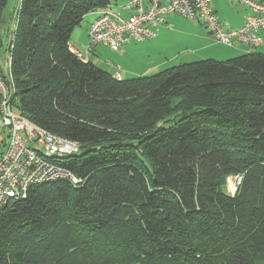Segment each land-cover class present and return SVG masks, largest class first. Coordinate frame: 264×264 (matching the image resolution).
<instances>
[{
    "label": "trees",
    "instance_id": "1",
    "mask_svg": "<svg viewBox=\"0 0 264 264\" xmlns=\"http://www.w3.org/2000/svg\"><path fill=\"white\" fill-rule=\"evenodd\" d=\"M115 3L18 0L5 48L0 32L12 109L80 144L58 161L76 185L35 184L0 209V264H264V52L116 78L70 49Z\"/></svg>",
    "mask_w": 264,
    "mask_h": 264
},
{
    "label": "built area",
    "instance_id": "2",
    "mask_svg": "<svg viewBox=\"0 0 264 264\" xmlns=\"http://www.w3.org/2000/svg\"><path fill=\"white\" fill-rule=\"evenodd\" d=\"M241 2L248 9L243 23L235 28H223L211 0H127L122 5L125 14L108 9L97 12L87 28L84 52L70 49L84 61L98 44L117 51L131 40L156 36L155 27L165 22L169 14L200 22L220 43L237 42L256 48L262 41L260 30H264V0ZM14 29L15 25L10 29V37ZM9 65L10 60L6 58V70L1 73L0 69V209L11 200L25 197L32 185L57 179L69 180L73 185L78 183V178L58 161L79 152L80 144L34 125L12 109L14 87ZM114 77L120 78L119 72ZM5 135L6 142L1 144ZM240 180L238 175L234 190Z\"/></svg>",
    "mask_w": 264,
    "mask_h": 264
},
{
    "label": "crops",
    "instance_id": "3",
    "mask_svg": "<svg viewBox=\"0 0 264 264\" xmlns=\"http://www.w3.org/2000/svg\"><path fill=\"white\" fill-rule=\"evenodd\" d=\"M211 1L224 28L240 26L248 13L245 6L228 7L226 3L219 2L221 0ZM96 15L95 12L86 14L73 28L70 38L73 49L84 52L87 44V28ZM166 19V24L155 28L157 32L155 37L141 42L127 43L117 51L98 44L86 55L87 60L110 73L119 72L121 78H130L156 72L170 61L178 60L181 63L200 58L220 60L246 52H264V30H260L262 41L256 48L237 42L226 45L216 41L208 30L194 19L178 15H168ZM77 31L81 39L75 35ZM216 47L222 49L215 50Z\"/></svg>",
    "mask_w": 264,
    "mask_h": 264
},
{
    "label": "rangeland",
    "instance_id": "4",
    "mask_svg": "<svg viewBox=\"0 0 264 264\" xmlns=\"http://www.w3.org/2000/svg\"><path fill=\"white\" fill-rule=\"evenodd\" d=\"M122 1L123 0H117L118 3H121ZM17 2H18V0H8V4H7V6L4 8V10L2 12V21H1V24H0L1 25L0 32H1L2 48H5L6 47L7 39H8V35H6V33H5L6 32V27H7V24H8L7 23V17L9 16L10 12L12 11V9L17 5ZM219 2H222L223 4L226 3L228 7H239V8H243L242 6H245L244 4H242L241 0H221ZM211 4H212V1H211ZM13 5H14V7H13ZM114 8L117 9V10H119V11H121L120 8L117 7V5H115ZM222 26L224 28L223 23H222ZM75 35H78L77 38L78 39H81L80 36H79L78 31L76 32ZM219 46H221V45H219ZM2 48H0V52H2V50H3ZM220 49H222V47H216L215 48V50H220ZM4 55H5L4 53H1L0 54V61H1L2 66H3V58H4ZM200 59H204V58H200ZM214 59H217V58H214ZM225 59H227V58H221L220 60H225ZM217 60H219V59H217ZM191 61H193V60H191ZM179 63L180 62L178 60L177 61H170L167 65L163 66L161 69H164V68H167V67H170V66L179 64ZM161 69H159V70H161ZM237 176L238 175L235 174V175H230V176H228L226 178L225 188H226V190H227L228 193H229V190H230V194L234 190L233 187H234V183L236 182ZM234 192H235V190H234Z\"/></svg>",
    "mask_w": 264,
    "mask_h": 264
},
{
    "label": "bare ground",
    "instance_id": "5",
    "mask_svg": "<svg viewBox=\"0 0 264 264\" xmlns=\"http://www.w3.org/2000/svg\"><path fill=\"white\" fill-rule=\"evenodd\" d=\"M127 0H123L121 3H115V4H110L107 8H103V9H108V10H111V11H116V12H121V13H123V14H125L126 12L122 9V5L126 2ZM115 5H117V7H119L120 8V10L121 11H119V10H117V9H115L114 8V6ZM170 15V14H169ZM168 16V15H167ZM166 16V17H167ZM166 20L167 19H165V22H163V23H161V24H166ZM161 24H159V25H161ZM157 27V26H156ZM155 27V28H156ZM155 37V36H154ZM151 38H153V37H151ZM147 39H150V38H147ZM147 39H144V40H147ZM144 40H139V41H136V40H131V41H129V42H127V43H130V42H141V41H144ZM126 43V44H127Z\"/></svg>",
    "mask_w": 264,
    "mask_h": 264
}]
</instances>
